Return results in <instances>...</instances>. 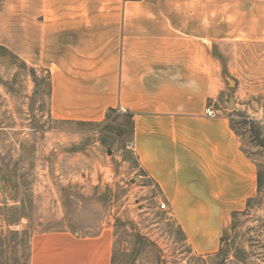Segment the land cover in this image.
Wrapping results in <instances>:
<instances>
[{
	"label": "crops",
	"instance_id": "crops-1",
	"mask_svg": "<svg viewBox=\"0 0 264 264\" xmlns=\"http://www.w3.org/2000/svg\"><path fill=\"white\" fill-rule=\"evenodd\" d=\"M259 1L237 10V0H34L35 39L50 50L51 112L84 121L129 114L138 166L199 254L218 250L229 213L257 191L255 165L216 102L221 43L238 26L245 38L263 37ZM112 245L106 228L36 232L29 264H112Z\"/></svg>",
	"mask_w": 264,
	"mask_h": 264
},
{
	"label": "rangeland",
	"instance_id": "rangeland-1",
	"mask_svg": "<svg viewBox=\"0 0 264 264\" xmlns=\"http://www.w3.org/2000/svg\"><path fill=\"white\" fill-rule=\"evenodd\" d=\"M33 6L0 0V264H29L36 232L104 228L112 264H264V34L245 38L238 26L221 43L216 108L260 179L249 205L229 213L218 250L199 254L138 166L129 114L84 121L51 112L50 50L35 39Z\"/></svg>",
	"mask_w": 264,
	"mask_h": 264
},
{
	"label": "built area",
	"instance_id": "built-area-1",
	"mask_svg": "<svg viewBox=\"0 0 264 264\" xmlns=\"http://www.w3.org/2000/svg\"><path fill=\"white\" fill-rule=\"evenodd\" d=\"M205 113H206L207 115H209V116L215 114L214 110H213L210 106H208V107L205 109ZM165 206H166L165 203H161V204H160V207H161V208H165Z\"/></svg>",
	"mask_w": 264,
	"mask_h": 264
},
{
	"label": "trees",
	"instance_id": "trees-1",
	"mask_svg": "<svg viewBox=\"0 0 264 264\" xmlns=\"http://www.w3.org/2000/svg\"><path fill=\"white\" fill-rule=\"evenodd\" d=\"M257 178H258V180L260 179V175L259 174H257ZM251 200H252L251 198L247 199L246 206L249 205V203L251 202ZM221 239H222V237H221Z\"/></svg>",
	"mask_w": 264,
	"mask_h": 264
}]
</instances>
